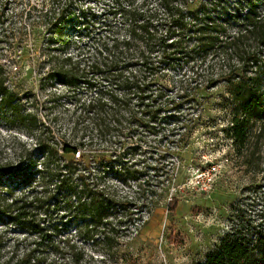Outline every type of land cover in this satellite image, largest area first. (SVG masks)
<instances>
[{
	"label": "trees",
	"instance_id": "16d2710c",
	"mask_svg": "<svg viewBox=\"0 0 264 264\" xmlns=\"http://www.w3.org/2000/svg\"><path fill=\"white\" fill-rule=\"evenodd\" d=\"M69 1L44 0L41 18L63 15ZM193 3L125 0L74 46L72 38L49 41L40 54L41 88H51L46 104L66 130L55 141L54 128H46L49 137L37 139L41 157L18 182L6 184L0 173V264L116 260L143 219L107 182L101 155L111 152L120 164L142 143L156 148L161 130L177 125L173 117L189 115L202 91L224 89V102L235 106L228 136L240 156L255 155L264 127L263 3L202 0L192 9ZM1 42L0 50L14 53L4 62L0 55V92L7 95L5 70L30 53L8 37ZM74 216L83 221L74 231L54 225ZM196 264H264V225L236 224Z\"/></svg>",
	"mask_w": 264,
	"mask_h": 264
},
{
	"label": "rangeland",
	"instance_id": "374dc122",
	"mask_svg": "<svg viewBox=\"0 0 264 264\" xmlns=\"http://www.w3.org/2000/svg\"><path fill=\"white\" fill-rule=\"evenodd\" d=\"M201 1L194 0L191 8ZM229 1L233 6L238 2ZM43 2L0 0V49L1 40L8 37L18 42L19 50L24 47L31 55L16 69L8 67L3 76L10 92H0V173L6 184L13 178V183L18 182L31 171L34 161L41 157L37 139L49 137L48 126L54 128L55 141L66 130L61 121L53 122L57 113L46 104L51 88H41L40 54L49 41L57 45L72 38L74 46L87 27L111 20L125 0H71L63 15L47 19L40 16ZM2 53L6 56L3 62L14 59L11 50H0ZM226 98L222 87L200 92L198 104L190 106L189 115L187 111L183 117H173L171 121L177 125L161 130L156 148L142 143L134 156L126 152L120 164L111 152L101 155L110 171L107 182L125 199L129 210L140 211L143 219L138 231L123 242L117 259L106 264H196L236 224L264 225V127L255 155L248 159L240 156L228 136L235 106L225 103ZM145 135L147 140L155 139ZM216 164L220 173L211 189L203 191L197 177ZM60 222L56 220L54 225L72 231L83 225L78 216Z\"/></svg>",
	"mask_w": 264,
	"mask_h": 264
},
{
	"label": "built area",
	"instance_id": "2783aa9c",
	"mask_svg": "<svg viewBox=\"0 0 264 264\" xmlns=\"http://www.w3.org/2000/svg\"><path fill=\"white\" fill-rule=\"evenodd\" d=\"M220 173V166L218 164L211 165L207 170L199 173L197 177V183L201 185L203 191L211 189V186L214 184L216 177Z\"/></svg>",
	"mask_w": 264,
	"mask_h": 264
}]
</instances>
